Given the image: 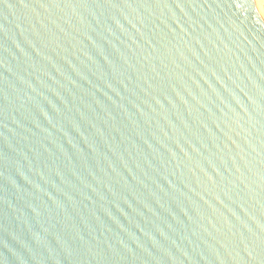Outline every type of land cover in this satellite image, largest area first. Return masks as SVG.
Wrapping results in <instances>:
<instances>
[{
    "label": "water",
    "instance_id": "obj_1",
    "mask_svg": "<svg viewBox=\"0 0 264 264\" xmlns=\"http://www.w3.org/2000/svg\"><path fill=\"white\" fill-rule=\"evenodd\" d=\"M0 264H264V0H0Z\"/></svg>",
    "mask_w": 264,
    "mask_h": 264
}]
</instances>
